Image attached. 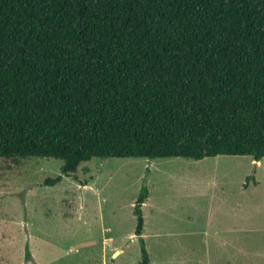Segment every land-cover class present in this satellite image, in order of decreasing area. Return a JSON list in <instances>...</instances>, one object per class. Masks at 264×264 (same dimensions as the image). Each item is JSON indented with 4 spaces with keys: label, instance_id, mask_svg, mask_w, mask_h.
Here are the masks:
<instances>
[{
    "label": "trees",
    "instance_id": "16d2710c",
    "mask_svg": "<svg viewBox=\"0 0 264 264\" xmlns=\"http://www.w3.org/2000/svg\"><path fill=\"white\" fill-rule=\"evenodd\" d=\"M219 156L264 158V0H0V160Z\"/></svg>",
    "mask_w": 264,
    "mask_h": 264
},
{
    "label": "rangeland",
    "instance_id": "374dc122",
    "mask_svg": "<svg viewBox=\"0 0 264 264\" xmlns=\"http://www.w3.org/2000/svg\"><path fill=\"white\" fill-rule=\"evenodd\" d=\"M62 166L0 160V264H142L143 184L150 264H264V158H95L45 186Z\"/></svg>",
    "mask_w": 264,
    "mask_h": 264
}]
</instances>
